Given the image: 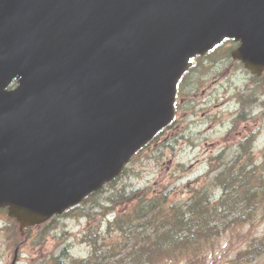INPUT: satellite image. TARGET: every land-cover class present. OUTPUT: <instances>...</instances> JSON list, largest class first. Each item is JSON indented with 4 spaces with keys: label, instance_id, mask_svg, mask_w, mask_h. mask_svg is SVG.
<instances>
[{
    "label": "water",
    "instance_id": "95a60500",
    "mask_svg": "<svg viewBox=\"0 0 264 264\" xmlns=\"http://www.w3.org/2000/svg\"><path fill=\"white\" fill-rule=\"evenodd\" d=\"M225 38L262 73L264 0H0V207L23 228L100 190Z\"/></svg>",
    "mask_w": 264,
    "mask_h": 264
},
{
    "label": "rangeland",
    "instance_id": "374dc122",
    "mask_svg": "<svg viewBox=\"0 0 264 264\" xmlns=\"http://www.w3.org/2000/svg\"><path fill=\"white\" fill-rule=\"evenodd\" d=\"M231 45L233 43L229 42L218 49L214 58L198 62L186 79L188 85L193 81L194 83L186 89L183 100L184 102L186 99V103H182L178 109L176 123L168 126V129L133 158L127 173L121 176L117 186L126 184L130 189H150L153 194L169 192L172 204H178L179 200L187 201L192 187H206L211 156L221 150L231 153L239 147L240 139L247 134L257 138L255 155L260 160L263 158L264 104L255 103L253 113L242 120L237 128H233L237 108L241 104H249L248 100H239L237 95L247 90L252 75L244 70L242 64L235 63L232 57L231 63L225 64L227 58L221 61L222 54L229 52ZM217 54H221V58L216 57ZM215 58L220 63L210 65ZM227 66L231 68L227 69ZM260 94L263 99L264 91ZM247 108L249 112L250 107ZM170 139L171 143L168 142ZM164 143L168 147L162 148ZM155 146H159L160 151H154ZM107 194L108 191L103 196ZM81 208L85 213L90 212L92 220L88 215L70 213L51 223L50 226L55 225L56 228L49 231L45 238H38L40 230H49L50 226L33 227L29 240L16 233H9L8 227L12 225V221L7 212H0V264L11 263L17 246H20L17 264H39L58 253L65 245L70 246L71 255L75 258L87 257L90 246L82 241L85 228L92 222L102 220L103 212L108 209L100 208L93 202L82 204L79 209ZM119 208L123 206L120 205ZM110 217L113 218V213ZM263 232L264 222L259 221L228 232L212 241V246L209 244L207 248H198V251L206 249L207 257H202L196 264H244L242 256L241 261L237 262V255L252 235ZM110 239L107 238L106 241ZM183 263L170 261L160 264ZM245 264H264V254L254 262Z\"/></svg>",
    "mask_w": 264,
    "mask_h": 264
},
{
    "label": "trees",
    "instance_id": "16d2710c",
    "mask_svg": "<svg viewBox=\"0 0 264 264\" xmlns=\"http://www.w3.org/2000/svg\"><path fill=\"white\" fill-rule=\"evenodd\" d=\"M252 94L248 101L252 100ZM246 104H241L243 107ZM241 143L243 153L211 157L210 172L214 175L208 188H192L186 202L172 204L166 194H153L150 189H130L114 180L104 191L87 197L84 205L93 202L108 211L103 219L85 228L82 241L90 246L89 255L75 258L70 246H63L58 253L39 264H160L180 261L196 264L206 258V249L216 238L236 231L241 226L264 222V154L261 162L253 153L255 137L248 136ZM123 208H119V206ZM81 205L64 213L88 215ZM114 213L113 218L110 215ZM60 217H54L44 226ZM9 233L22 236L18 224L12 220ZM49 230L41 229L39 237ZM33 227L26 228L30 238ZM46 230V231H45ZM115 237V238H113ZM107 238H111L106 241ZM264 254V232L254 234L237 255V262H254ZM166 259V260H165Z\"/></svg>",
    "mask_w": 264,
    "mask_h": 264
}]
</instances>
